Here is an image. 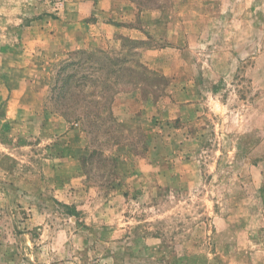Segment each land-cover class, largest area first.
Instances as JSON below:
<instances>
[{"label": "rangeland", "instance_id": "obj_1", "mask_svg": "<svg viewBox=\"0 0 264 264\" xmlns=\"http://www.w3.org/2000/svg\"><path fill=\"white\" fill-rule=\"evenodd\" d=\"M0 264H264V0H0Z\"/></svg>", "mask_w": 264, "mask_h": 264}]
</instances>
